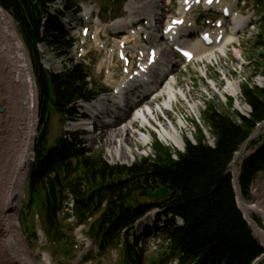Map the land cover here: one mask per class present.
I'll use <instances>...</instances> for the list:
<instances>
[{"label": "trees", "instance_id": "16d2710c", "mask_svg": "<svg viewBox=\"0 0 264 264\" xmlns=\"http://www.w3.org/2000/svg\"><path fill=\"white\" fill-rule=\"evenodd\" d=\"M59 0H0V8L16 26L29 54L38 89L42 126L35 145V160L28 175L26 210L39 213L47 243L61 256L74 257V238L64 214L68 196L74 200L78 224L89 223L87 234L104 255L120 248L122 264H254L264 254L237 202L231 165L236 154L264 123V88L244 84L242 95L251 108L248 116L218 110L210 105L204 122L213 146L201 132L184 151L153 140L152 153L131 166L111 165L94 154L78 134L63 133L48 144L50 118L74 122L85 103L106 93L88 65L77 62L54 73L44 65L41 47L64 53L76 41L62 23L66 12H78L76 0H62L64 12L54 10ZM123 9L128 0H105ZM264 7V0H256ZM258 46L264 45V23ZM262 57H264L262 55ZM264 76V64L258 63ZM238 186L244 200L251 199L257 177L264 173V128L248 143ZM164 187L169 197L154 203L140 199L144 189ZM159 210L163 250L147 257L138 246L135 225L146 214ZM255 222L260 220L253 216ZM133 237V240L131 239ZM92 256L84 258L87 262Z\"/></svg>", "mask_w": 264, "mask_h": 264}, {"label": "rangeland", "instance_id": "374dc122", "mask_svg": "<svg viewBox=\"0 0 264 264\" xmlns=\"http://www.w3.org/2000/svg\"><path fill=\"white\" fill-rule=\"evenodd\" d=\"M76 1L78 2L81 11L84 7H95L96 10H100V15L98 17H94L93 19L85 20L79 30H77V27H66V29L69 30L70 36L73 38V41L74 39L76 41L75 46L67 50L66 52H56L55 50H52L49 47L43 45L41 50L44 55V65L47 67V69L53 71L54 73H60L65 67L73 66L77 62H86V64L90 67L93 79L100 85H102L107 92L101 98H111L115 90L118 89L119 84L124 81L126 76L128 75L123 71L124 63L117 56V43L122 41L123 37L116 35V30L113 29L112 26L117 21H129V14L126 10V7L129 3H133L137 6L143 5L144 8L147 6H149L150 8L159 7L160 15L158 16L159 18L157 17L158 19L154 24L157 25L156 29H158V33L161 34V31L166 25L168 19L177 16L175 11L178 10V6L177 4L175 5V3L178 2V0H170L169 5H167L168 0H129L123 9L113 7L105 0ZM224 1H226L230 5L238 7V9L241 11L244 10L243 4H245V8L250 7L252 4H254V0ZM240 2H242V6H240ZM62 3L63 1L60 0L56 5L53 6V9L64 12ZM90 11L93 12L92 10L88 9L87 13ZM194 12L195 10L188 14L190 20L193 19ZM257 12H261L260 9H258ZM71 16L72 14L70 12H66L63 21L67 24L66 18L68 19ZM136 16L137 17L135 18L137 21L135 20L136 22H134L133 24V29L137 32L141 29L147 30V27H145V23L147 22L143 21L146 17L141 14H138ZM8 17L16 29V26L13 23L11 17L9 15ZM72 23L73 25H75L77 21L73 20ZM84 29H87V35H84ZM258 31L259 26H256V28H253L251 32L239 38V46L241 48V50L239 51L242 55V58L240 56L241 59H237V57H235V55L231 51L225 50L224 55L222 57H218L217 59L215 58L213 60V63L207 64L205 61L199 62V59H196L189 65L174 68L172 76H174V78L176 79V82L174 83L176 91L179 92L180 90H184L187 88L191 90L192 97L188 100L176 102L172 108H168L165 113L161 112L156 118L151 117L150 121L152 124H145V126L135 129L132 133L127 134L125 138L130 140L128 143L130 145L131 152L134 155V159L114 161L112 158H110L109 151H111L116 144L119 146V141L116 144H110L108 141L110 134H108L107 137L99 139L98 137L103 134L101 130H98L97 132H95V130L96 128L102 127L106 122V119H100L98 121L96 118H94V115L92 116L91 114L88 115L89 119L78 116L74 122L69 124L62 123L60 117L57 114H53L50 118L48 144L53 145L56 139H58L65 132L70 134H78L80 135L81 139L85 141L87 148H89L94 154H102L104 160L111 165L117 164L123 166H131L137 160L151 155V145L153 143V140L155 139L159 140L166 146L175 148L171 142L166 143L161 139L158 132V128H160L161 123L164 125L172 122L177 125V127H180L185 140V144L186 141H190L191 143L195 144L201 136V132L205 136H209V138H207L208 143L212 144V138L210 137L209 128L204 122L203 115L204 111L210 105H214L218 110H221L223 112L228 111L229 96H227L225 93V89L228 84L226 83V81H228L227 78L231 82H238L240 84V89L242 88V85L246 83H249L252 86H257L259 88H264V79L260 78L261 76H263L262 69L260 66H258V63L264 64V57H262V55L264 56V45L256 46V37H258L259 33ZM138 38H125V40H123L125 42V45L127 46V51L131 56H134L132 54H136L134 52L131 53V48L133 47V44H135L136 42H140V39ZM148 38L150 40V37ZM149 40L146 41L144 37L142 39L143 43L146 44L148 48H156L157 45L155 46V44L151 43V41ZM133 60L134 63L129 66L130 73L133 70H137V60H135L134 58ZM177 60L181 64L178 56ZM211 80L215 82L216 89H213V87L210 85ZM227 93L233 96L232 93ZM221 94L224 97H222ZM241 102L243 106L246 105L244 101ZM189 104H196L197 109H190ZM237 108L240 110L238 106ZM81 111L83 112V110ZM243 111L242 113L244 114ZM230 112V114L232 115L233 110H231ZM247 113L248 112H245V114ZM106 117L107 116H105V118ZM180 120H184L185 122V125L183 127L180 125ZM83 123L88 124L89 127L85 129H73V126L75 124ZM41 126L42 121L39 114V131L37 132V139L40 133ZM263 128L264 127L260 129L258 136L254 140H257L260 137L261 133L263 132ZM141 131L151 135L150 140L144 145L140 144L138 141L142 136ZM184 148L179 150L183 151ZM249 153L250 150L247 147L240 161L236 162L238 173L241 160ZM231 173L234 178L233 166H231ZM28 192L29 191L26 185L25 197L23 199L24 206L26 205L25 202L28 198ZM256 194H258L259 197H257ZM258 200H261V202L264 203V173H261L255 180L251 189V199L249 201H245L250 205H254L256 202H258ZM66 203L71 202H68V199H66ZM22 209L19 210L20 228L24 237L26 238L28 246L32 250V255L36 262L44 264V261L47 260V263L45 264H122V255L120 248L113 249L104 255L99 254L98 251H94V253L92 254V258L86 263L83 261L84 256H81L84 254L80 255L81 251L78 252V256L76 255V257L65 258L61 256L60 254H58V252H54L49 244L46 243V236L43 231L44 223L41 218L42 216L37 213L34 214V217L32 218L30 217L29 210H27V213H23ZM253 216L257 217L260 220V226L264 230V219L257 214H254ZM160 217L161 216L155 217L150 214L144 222L138 223L135 227L136 237L137 239L142 241V245L145 246L148 256H153L156 253H160L155 249L157 243H159L157 242V235L153 236V233H156V231L154 230L157 227V225H155L154 223V220L159 219ZM88 227V225L82 227L83 235H86ZM35 234L37 235V238H33L32 235ZM153 237L154 239L152 241L151 239ZM258 240L263 244L261 239L258 238ZM158 247L160 251L163 250V245L161 243ZM257 264H264V257L260 261H258Z\"/></svg>", "mask_w": 264, "mask_h": 264}, {"label": "bare ground", "instance_id": "6f19581e", "mask_svg": "<svg viewBox=\"0 0 264 264\" xmlns=\"http://www.w3.org/2000/svg\"><path fill=\"white\" fill-rule=\"evenodd\" d=\"M149 8V6L144 8L143 5L129 3L126 7L129 21H117L112 28L118 33L128 28L122 35L126 39L140 38L142 35L150 37L151 43L157 45L158 61L152 66L145 63L143 67L146 73H139L132 79L129 78L131 74H128L119 84L117 94L111 98L84 105L98 121L106 119L103 126L95 130V132L101 130L103 134L98 138L102 139L110 134L108 140L110 144L119 141V146L116 144L109 151L110 158L114 161L134 159L128 143L130 140L125 138L127 134L145 124H152L151 117L156 118L161 112L165 113L168 108H172L176 102L192 97L191 90L186 88L177 92L174 87L176 79L172 76V72L174 68L180 67V63L176 53L164 41V37L166 36L167 39L168 34L159 35L157 25L154 24L160 15L159 7ZM92 13L94 12L90 11L87 14ZM138 14L149 20L150 27L147 30L141 29V32H136L130 28ZM242 20L239 18L238 23ZM187 48L196 51L193 45ZM144 49L146 48L138 47V51ZM211 49V51H198L197 59L208 60L207 63H210L211 59L213 61L222 57L225 53V44ZM240 56L242 58L241 52L237 51L235 57L240 59ZM227 80L229 85L227 92L232 93L237 99L240 110H245L238 98L240 84L236 81L231 82L228 78ZM210 85L216 89L213 80ZM110 100L113 104L108 103ZM191 108L196 110L197 105L192 104ZM111 122L113 123L110 124ZM38 125V89L33 66L14 25L8 15L0 9V264H40L34 260L19 223V210L22 208L29 171L35 157ZM180 125L182 127L185 125L184 120H180ZM88 127L86 123L75 124L73 129ZM158 132L166 143L171 142L177 149L184 148L182 130L174 123L169 122L164 125L161 123ZM141 133L142 136L138 141L144 145L150 140L151 135L143 131ZM244 151L245 149L237 154L233 164L237 200L244 216L253 225L255 234L264 244V230L253 218V215L257 214L264 219V203L258 200L254 205L248 204L243 199L237 183L236 162L240 161ZM256 196L259 197L258 194ZM46 261L44 262L47 263Z\"/></svg>", "mask_w": 264, "mask_h": 264}, {"label": "water", "instance_id": "95a60500", "mask_svg": "<svg viewBox=\"0 0 264 264\" xmlns=\"http://www.w3.org/2000/svg\"><path fill=\"white\" fill-rule=\"evenodd\" d=\"M264 126V123L262 125H260L257 130L252 134L251 138L248 140V142L241 148L240 152L243 151V149H246L247 146H248V143L253 141L257 136H258V133L260 131V129ZM39 128V127H38ZM37 128V132L39 131V129ZM37 142V139L35 141V144ZM239 152V153H240ZM236 160V156L233 160V163L232 165L234 164ZM243 160L241 161V164H242ZM240 164V166H241ZM231 165V166H232ZM233 183H234V180H233ZM237 183H238V180H237ZM239 187V186H238ZM234 188H235V185H234ZM236 190V188H235ZM237 192V191H236ZM169 197V192L164 188V187H160L159 189L155 190V191H152L151 189H144L142 190L140 193H139V198L141 199H147L148 202L150 203H154V202H157L159 200H165ZM246 219V217H245ZM247 220V219H246ZM247 222L251 225L253 231H254V227L253 225L247 220Z\"/></svg>", "mask_w": 264, "mask_h": 264}]
</instances>
